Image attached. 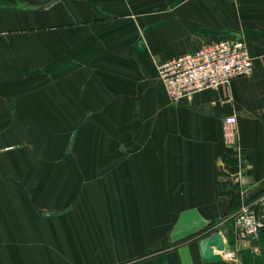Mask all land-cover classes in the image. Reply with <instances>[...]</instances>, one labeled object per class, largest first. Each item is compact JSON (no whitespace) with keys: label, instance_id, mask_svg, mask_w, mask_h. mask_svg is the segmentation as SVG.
Here are the masks:
<instances>
[{"label":"crops","instance_id":"obj_1","mask_svg":"<svg viewBox=\"0 0 264 264\" xmlns=\"http://www.w3.org/2000/svg\"><path fill=\"white\" fill-rule=\"evenodd\" d=\"M223 39L252 74L173 105L155 63ZM263 181L264 0H0V264H230L175 244Z\"/></svg>","mask_w":264,"mask_h":264},{"label":"built area","instance_id":"obj_2","mask_svg":"<svg viewBox=\"0 0 264 264\" xmlns=\"http://www.w3.org/2000/svg\"><path fill=\"white\" fill-rule=\"evenodd\" d=\"M253 59L244 42L238 39H223L204 44L192 52L171 57L155 63L156 77L173 105L189 100L206 89L228 85L232 80L252 74ZM224 126L230 131L234 143L236 118L226 117ZM230 222L236 241H244L264 229V181L262 187L253 191L252 197L242 202L237 211L219 225ZM213 225L209 233L217 231ZM222 261L236 264L235 252H217Z\"/></svg>","mask_w":264,"mask_h":264},{"label":"water","instance_id":"obj_3","mask_svg":"<svg viewBox=\"0 0 264 264\" xmlns=\"http://www.w3.org/2000/svg\"><path fill=\"white\" fill-rule=\"evenodd\" d=\"M231 36L234 38L237 37L235 34H231ZM227 239L228 233L225 227H220L217 231H214L211 234L209 231L205 233V236L197 241L201 261L203 263H221L222 259L217 252L223 250L230 251V249H228L229 242ZM223 240H226L225 243H223Z\"/></svg>","mask_w":264,"mask_h":264},{"label":"trees","instance_id":"obj_4","mask_svg":"<svg viewBox=\"0 0 264 264\" xmlns=\"http://www.w3.org/2000/svg\"><path fill=\"white\" fill-rule=\"evenodd\" d=\"M212 225H214V223H211L210 225H208L207 228L211 227ZM205 230H206V229H205ZM205 230H204V231L197 232L196 234L187 237L186 239H184L183 241H181L180 243H177V244H175V245L181 244V243H183V242H185V241H188V240L199 239V238L205 236V233H206Z\"/></svg>","mask_w":264,"mask_h":264}]
</instances>
